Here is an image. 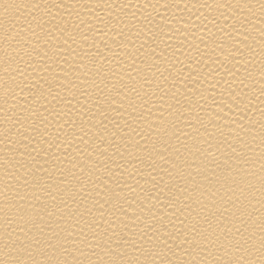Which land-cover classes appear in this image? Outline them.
Returning <instances> with one entry per match:
<instances>
[{"label":"bare ground","instance_id":"obj_1","mask_svg":"<svg viewBox=\"0 0 264 264\" xmlns=\"http://www.w3.org/2000/svg\"><path fill=\"white\" fill-rule=\"evenodd\" d=\"M0 264H264V0H0Z\"/></svg>","mask_w":264,"mask_h":264}]
</instances>
